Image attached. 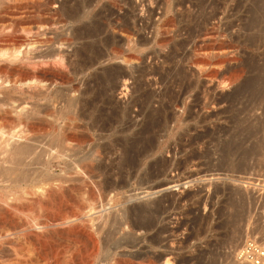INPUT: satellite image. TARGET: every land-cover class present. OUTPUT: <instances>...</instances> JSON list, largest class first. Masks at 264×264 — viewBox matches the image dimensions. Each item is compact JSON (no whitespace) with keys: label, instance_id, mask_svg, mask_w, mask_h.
<instances>
[{"label":"rangeland","instance_id":"1","mask_svg":"<svg viewBox=\"0 0 264 264\" xmlns=\"http://www.w3.org/2000/svg\"><path fill=\"white\" fill-rule=\"evenodd\" d=\"M2 1H4L5 4ZM50 1L51 2H49V0H0V49L8 47L7 42L2 36L5 33L25 37L26 44L22 45V49L27 46V49L46 52L50 48L52 49L55 47L57 43L60 44L64 54L69 56L71 61H73V63L71 62V64L67 65L68 67H64V65L61 64L62 68L66 70V75L64 77L60 76L52 69L45 68L46 66L43 64L40 66L35 63L34 66L33 63H29L30 65H28V67L30 66L40 74L49 78L52 77L53 80H56L53 93L57 92V90H59V92H66L71 86V88H76L77 92L75 91V95L79 92H83L82 96L84 98H89L93 95L92 93H97L96 95L99 96L95 100L97 106L111 100L114 102L115 99L119 102H127L128 96L130 95L129 93L132 91L131 89L142 82L145 90L147 89L157 94L167 88L177 90L182 86V82H184H181V75L178 73L181 71L179 69H182L187 74L190 81L193 82L191 83L192 85L190 84L193 88L189 86L191 96L186 97L187 100L185 99L187 102L189 101L188 103L191 105L194 104L196 100L197 106L192 110L193 118H187L188 115L184 112L185 114H181L183 116V123L176 125L177 122L170 120L168 123L166 122L167 124H161L157 127L159 132L156 138L157 141L159 140L158 142L161 141V149L156 150L154 156L152 155V157L146 159L143 166L140 168L141 170H139L140 173L135 174H139V177L136 178L137 176L135 177L134 175L132 179L128 181V186L123 190L125 192H123V195H133L130 203H141V201L145 202L159 198L163 201L164 207H166L164 210H166V212L164 211L161 213L162 215H160L161 224L163 223L165 227L167 226L166 232H171L169 234L170 238H166L167 240L164 241V244L167 246L169 244V249H172L169 255L164 252L165 254L163 256L166 255L165 258L167 256H169V258L173 255L175 256L170 259V261L174 259L170 264H245L242 263L240 259L235 258V253L238 251L237 249L241 247L245 241L253 240L264 247V148H262V150L261 148L254 149L258 141L264 137V129H262V135L261 132H256L253 128L258 125L257 119L263 118L264 106L263 103H259L260 101L257 100V102L251 99L249 92L251 89H249V87L241 85L245 78H250L258 73L256 72L258 70H260V72L262 69L264 70V24H262L264 20L255 27H249L246 23L249 19L248 16H250L248 9L252 6L254 0H166V3L164 0H161V3L159 0H127L128 3L125 5L121 2L119 8L111 5L109 7V2L107 0H99V2L97 0H92L91 2L90 0V6H86V9L82 8L83 13H80L79 11L81 10H79L77 12V15H79L75 17L76 19L72 18L66 20L63 19L65 16L63 10L70 8L73 3L69 1L67 3L68 5H66L62 2L63 0ZM6 4L9 5L7 7L8 9H3ZM122 6L125 7L122 8ZM127 6L131 12L133 11L132 14L135 16L133 18V23L137 33L135 34L137 38L133 36L132 39H135L128 43L124 38V34L112 31L110 27L107 26L108 20L112 18L111 16L120 14ZM166 7L169 8L166 9ZM148 9L152 10L149 11ZM203 14H206V16L211 15L207 25L208 27H213L207 30L203 38L201 37L202 39H197L194 43L190 40L184 43L185 45H180L181 41L187 37L186 34H188L189 31L187 29L193 28L192 30H194V32L198 30L195 23L200 20ZM92 20H94V22H98L99 20L98 24L101 26V29L94 35H85L77 39L74 38L69 43H65L64 40L62 41L61 37H63L62 35L64 34L67 36L71 33L70 36L74 35L76 37L75 34L85 30V24L87 28H93V24H97ZM79 27L80 29H78ZM110 32L115 36L112 42L106 41L104 37ZM47 38L49 40H47ZM192 38L193 37L190 39ZM64 43L66 45H64ZM107 44H109V46ZM112 44L118 45L122 50H130V52L134 54V60L132 59L130 61L128 67L126 64H123L120 59L105 60V56L110 52V46ZM169 51H174V54ZM89 57L94 60L91 62ZM0 67L5 70V72L14 75L13 78H17V76L20 77L24 72V68L14 67V64L5 62L3 57L0 58ZM257 67L262 69H258ZM114 69L117 71L127 69V75L118 76L114 81H111L109 80L110 78H108V72ZM128 69L131 71L129 72ZM235 69L241 71V76H239L237 80L228 83L225 79H227L229 76L228 74ZM131 73L133 76L129 75ZM135 80L137 81L136 83H134ZM138 80H140V82ZM222 84L223 86H221ZM9 85V83H4L6 88L3 87L0 89V127L2 126V130L9 129L10 125H12L11 128L16 130V127L19 129V127H22L21 125L24 124L17 122L12 114L4 113V110L8 109L11 105H16L20 102L25 104H41L44 100L47 101V98H38L34 96V93H32L30 89H26L25 85L10 87ZM123 86H126L125 90ZM241 87L243 89H241ZM121 91L126 94L123 95ZM80 96L81 95H79V97ZM105 96H107V98ZM99 98H101L103 102ZM203 104L204 108L201 107ZM137 111V106H131L128 114L129 117L131 115L130 119L133 117L132 120L138 122L139 118L135 115ZM204 116L208 118H206L205 122L201 121ZM5 123H7V125ZM35 123L34 126L37 125L35 126V131H33L34 134H31V137H33L35 141V150L37 149L38 152H40L41 149L43 152L40 153L41 157L44 156L42 160L45 161L49 158L50 171L59 174V172H62V165L59 164L60 159L54 157L56 148H49L48 144L50 145L52 139L55 140V138L60 136L59 134L61 132L58 129L60 124H48L44 121H37V123ZM16 124L18 126H15ZM252 129L256 132V135H250ZM130 131L133 132L134 130L129 128L125 132L132 133ZM115 132L117 131L114 130L110 136L117 137L120 135H118L119 132L114 135ZM198 133H203L202 137L197 139L196 143L190 146L187 139ZM49 134L51 135L49 136ZM204 134L207 136H204ZM259 136L262 137L260 138ZM237 141L239 142L237 143ZM178 143L184 145L180 146ZM226 143L231 146L232 150L234 149V153L231 151V153L227 152L226 154V152L222 151ZM37 146L40 149L37 148ZM42 146H44V148ZM251 146L253 148H251ZM45 147L48 149H45ZM42 148L47 150V152ZM246 148H248V150ZM48 150L54 153L51 154ZM44 153L45 155H42ZM117 153L119 152L117 151L113 154L114 158V155ZM113 157L111 156V158ZM54 158L56 160H54ZM156 159H159L158 161L160 162L162 160L161 163L166 165L163 166L162 164L163 168H161V163L159 162L160 164L158 163L159 165H157ZM107 161H103L105 165L109 164ZM113 161H116V159ZM116 164L117 163L114 162L112 165L116 166ZM152 170H154L153 172L155 174L149 172ZM156 174H158V176ZM141 179L145 182L143 183ZM80 184L77 181H72L66 188L64 186L62 195L54 200L48 199L49 201H47L48 203H46L47 205L44 207H36L31 204V199L34 197L33 193H31V187L23 184L25 187L23 185L21 188L17 187L20 191L15 188V193L20 195L15 194L16 196L14 195L13 201L11 200L14 206H17L11 209L10 213L12 214L9 213V215L4 211L5 207L4 209L2 207L4 205L0 204L1 216L6 215L0 217V226H3L6 230L8 229L10 234L13 233L11 235L13 237H11L8 231L6 232V230H3V227L0 228V230L2 229L0 232L1 234L9 235L8 237L0 238V264H11L12 262L13 264L26 263L27 257L31 255L32 252L26 242L30 237V233L25 229L27 225L24 227L23 225L36 222L37 218H44L49 222L60 210L63 211L69 207L76 208L78 204L84 203V199L87 201L85 189ZM159 185H161V188ZM149 187H153V189ZM150 189H152V191H160L148 193V195L147 192L151 191ZM106 201L107 200L103 201V203L106 204H104L105 209L111 208L114 203L115 207L113 206V209H116V206L119 205L116 210L112 209V211L117 212L121 207L120 201H112V204H109V202L106 203ZM116 202L118 203L117 205ZM5 212L6 214H3ZM12 215L14 217H12ZM30 219L32 221H30ZM22 231H24L23 234H20ZM166 232L162 234V237L164 235V238L169 237L166 236L168 235ZM14 235H17V239ZM2 239H4V241H2L4 243L1 242ZM14 239L19 240L16 243ZM61 239L62 237L47 238L45 245H35L41 252H46L47 258L49 257L50 260H48V262H51L50 264H66L69 260L72 262V260L74 261L76 259L75 256H77L78 252L67 246L68 241L66 239ZM49 240L52 241L50 244L47 242ZM7 242L10 243L8 244ZM38 246L41 247L38 248ZM64 249L69 251H65ZM66 252H70L69 255L71 259L65 258L67 257ZM163 258L164 257H162V259ZM62 259H65L66 262L64 261L62 263ZM162 259L161 261L164 260ZM15 260L18 261L16 262ZM98 263H100V261H98ZM72 264L76 263L73 262Z\"/></svg>","mask_w":264,"mask_h":264},{"label":"bare ground","instance_id":"2","mask_svg":"<svg viewBox=\"0 0 264 264\" xmlns=\"http://www.w3.org/2000/svg\"><path fill=\"white\" fill-rule=\"evenodd\" d=\"M69 1L72 2L73 4H72V6L70 4L71 7L68 6L70 8L65 7L66 9L63 10V12H65V16L63 19H65V20L66 19H72V18L76 19L75 17H78L79 14L77 15V12L79 10H81V11H79L80 13H83L82 8L86 9L85 8L86 6H88V5L90 6V4H89L90 0H63L62 2L65 3L66 5H68L67 3ZM97 1L99 2V0H97ZM107 1L109 2V7L111 5L113 7H118V8L120 7L121 2L124 3L125 5L128 3L127 0H107ZM159 1L161 3V0H159ZM2 2L5 4L4 1H2ZM49 2H51V1L49 0ZM91 2H92V0H91ZM95 2H93V3H95ZM164 2L166 3V0H164ZM3 3H2V6H3ZM162 4H164V3H162ZM66 5H64V6H66ZM8 6L9 5L6 4V6H4L3 9L7 8ZM0 7H1V5H0ZM123 7H125V6H122V8ZM122 8H120V9H122ZM168 8L169 7H166V9H168ZM150 10H152V9H150ZM118 11H119V9H118ZM248 11L250 12V16H248L249 19L246 22L247 26L249 25V27H253V26L255 27V26H258L259 24H261V22L264 20V0H254V2L252 3V6L248 9ZM132 12L130 11V9L127 6L126 8H124L122 10V12L120 14H118V15L116 14V15L111 16L112 18L109 19L107 22L108 23L107 26H109L112 31H117L119 33L124 34V36H125L124 38L127 41V43L134 40L135 38L132 39V37L133 36L135 37L136 36L135 34H137L136 29L134 27V23H133V18L135 16L132 14ZM87 14H88V12H87ZM79 17H83V16H79ZM92 18H93V16H92ZM210 18H211V15L210 16H206V14L201 15L200 20L197 23H195V26H196V28H198V30L195 29L196 31L194 32V30H192L193 28L190 29L188 27L189 29H187V30H189V31H188V34H186L187 37L184 36L185 39H183V41H181L180 45H182V44H184L190 40H191V42L194 43L197 39H200L201 37L203 38V35L206 34L207 30H210V28L213 27V26L208 27V25H207L208 20ZM89 19H90V17H89ZM77 21H78V19H77ZM92 21L94 22V20H92ZM103 21H105V20H103ZM98 22H99V20H98ZM98 22L97 21L94 22L97 25L93 24V26H94L93 28H87V26L85 24V27H86V28H84L85 30L75 34L76 37L74 35L70 36L71 33L68 34L67 36H65V34L62 35L63 36V37H61L62 41L64 40L65 43H69L74 38L77 39V38H81L85 35H94L97 31H99L101 29L100 28L101 26H100V24H98ZM192 23H194V22H192ZM89 24H91V23H89ZM262 24H264V22ZM74 29H76V28H74ZM78 29H80V27ZM2 36H3L4 40L7 42L8 47L5 49H0V58L3 57L5 62L14 64V67L24 68V72L20 77L17 76V78H13L14 75H12L9 72H5V70H3L0 67V89L5 87L4 83H9L10 84L9 87L10 86H17V85H25V88L30 89L31 92L34 93V96H36L38 98H41V97L47 98V101L44 100L45 102L43 101L42 102L43 104L39 103L40 105L38 103L37 104H28V103L25 104V103L20 102V103H17L16 105L13 104L10 107H8V109L4 110V113L10 114V115L12 114L17 122H19L20 124H23V123L24 124L21 125L22 127H19V129H18V127H16L17 128L16 130L11 128L12 125H10V128L7 130L6 129L2 130V128H1L2 126L0 127V155H1V157H0V204L4 205V206H2L3 209L5 207L4 211H6L9 214L11 209H13V207H15L14 204L11 202V200L13 201V198L16 195H20V194H16L15 193L16 191L14 189L17 187L21 188L23 184L31 187V189H32L31 193H33V195H34V197H32V199H31V204L35 205L36 207L37 206H39V207L43 206L44 207L45 205H47L46 203H48L47 202V201H49L48 199L54 200V199L59 198L62 195V191H63L64 186L66 188V186L69 185L72 181H74V182L77 181V182H79V184L81 183L80 185H82V187H84L85 193L87 194L86 195L87 201H86V199H84L86 202L84 201V203L78 204L76 206V208L69 207V208H66L64 210L62 209L63 211L60 210V212L56 216H54L53 219L50 218L51 221H49V222H47L44 218H39V219L37 218L36 222H30L27 224H25V222H24L25 225H23V227L27 225L25 229L30 233V235H29L30 237L26 240V242L29 245V249L32 252V254L27 257L28 258L27 262L24 260L26 262L24 264H48V263L50 264L51 262H48L49 257L47 258L46 252L45 253L41 252L39 249H37L35 247V245L38 244V245L43 246V245H45L47 238L50 239V238H55V237H57V238L62 237V239L64 238V240L66 239L68 241V245L67 244L66 245L68 247H70L72 250H76L78 252L77 256H75L76 261L72 260V262H71L69 260V262L71 264L73 262H75L76 264H170V262H172L174 260L173 259L172 261H170V259L174 255L171 258H169V256H167L165 258L166 255L163 256L165 253L166 254L168 253L167 255H169L172 252L171 251L172 249L171 250L169 249V247H170L169 244H168L169 247L166 244H164V241L167 240L166 238H168V239L170 238L169 234L171 232H166L167 226L165 227V224L164 225H163V223L161 224L160 215H162L161 213H163L164 211L166 212V210H164V209H166V207H164L163 201L160 200V198H159L156 200H150V201H145V202L141 201V203H139V202L138 203H135V202L130 203L133 195L128 194V195L124 196L123 194L125 192L123 190L128 186V181L130 179H132V177L135 174L140 173L139 170H141L140 168H141V166H143L146 159L148 157H152V155L154 156V154H156V150L161 149L160 148V142L161 141L158 142L159 140L157 141V138H156V136L159 132L157 130V127H159L161 124H165L166 122L168 123V121H170V120H173V122L174 121L177 122L176 125L183 123V120H182L183 116L181 114H183L184 112L187 113V115H188L187 118H191V117L193 118L192 110L195 106H197L196 100H195V103L192 105L190 103H188L189 101L188 102L186 101L187 100L186 97L191 96V92H189L190 91L189 88L192 87V86H190V84L193 82L190 81L189 77L187 76V74L182 69H179V70H181L180 72H178L179 75H181V82L182 81H184V82H182L183 83L182 86L177 90H173V89L171 90V89L167 88L166 90L157 94L155 92L148 91L147 89L145 90L143 85H142L143 82L141 81L142 83H139L140 80H138L139 84L137 83L138 85H135L136 87L134 86L133 89H131L132 91L129 93L130 95L128 94L129 98L127 99V102L126 101L125 102L124 101L119 102V101H116V99H115L114 102H112V100H111V101L104 102L103 103L104 105L100 104L97 106L95 103L96 98L99 97L98 95H96L97 93L96 94L92 93L93 95L90 96L89 98H86V97L84 98L82 96L83 92L82 93L79 92L77 95H75L76 88H74V87L71 88L72 86L69 87L66 92H61V91L59 92V90H57V92L53 93V91L55 90V88L53 89V87L55 86L56 80H53L52 77L49 78V77H46L45 75L40 74L37 70L31 68L30 66L29 67L31 69L28 67V65H30L29 63H33L34 66H35V63L39 64L40 66H41V64H43L46 66V67L44 66L45 68L52 69L55 72H57L60 76L64 77L66 75V70L62 68L61 64H63L64 67H66L67 65L71 64V62L73 63V61H71L69 56L64 54L60 44L57 43L55 47H53L52 49L50 48L51 50L49 49L50 51L49 50L46 52L41 51V50L40 51H36V50L34 51V49H27L26 48L27 46L22 49V45L26 44L25 43L26 38L23 36H14L12 34H6V33ZM104 37H105L106 41L108 40V42L109 41L112 42V40H114V38H115V36L112 35L111 32ZM191 37H193V38L190 39ZM48 38H50V37H48ZM48 38H47V40H49ZM136 38H137V36H136ZM44 40H46V39H44ZM2 42H3V40H2ZM65 43H64V45H66ZM107 45L109 46V44H107ZM62 46H63V43H62ZM173 47H174V45H173ZM138 49H140V48H138ZM169 52L174 54L173 53L174 51H169ZM109 53H108V55L105 56V60L120 59L121 62L123 64H126L127 67L130 64V61L134 58V54H132V52H130V50H122L116 44H112L110 46V52ZM89 58L88 59L91 60V62H92V60H94L91 57H89ZM122 68H124V67H122ZM116 69H114L111 72H108L109 74L107 73L109 76L108 78H110L109 80L114 81L118 76L120 77L121 75L122 76L127 75V69L126 70L123 69V70H119V71H117ZM258 69H262V68H258ZM130 71L131 70H129V72ZM256 72H258V73H256V74L253 73L254 75L251 76L250 78H248V77H247L248 79L245 78L246 80L244 79L243 80L244 83L242 81L243 84L241 83V85L244 87H249V89H251V91L248 90L250 92L251 99H253V101H257V100L260 101L259 103H263V106H264V70L262 69L261 72H260V70H258ZM142 74H145V73H142ZM240 74H241V71L239 69H235V70L231 71L230 74H228L229 76L225 80H227L228 83L233 82V81L237 80L239 78V76H241ZM129 75H132V73ZM136 82L137 81L135 80L134 83H136ZM223 84L221 86H223ZM19 87H21V86H19ZM125 87H124V90L126 89ZM241 89H243V88L241 87ZM98 93H100V92H98ZM121 93H122V91H121ZM122 94L125 95L126 93L124 94V92H123ZM79 95H81V96L79 97ZM110 95H112V94H110ZM105 97L107 98V96H105ZM195 98H196V96H195ZM99 99H101V98H99ZM110 99H112V98H110ZM101 101H102V99H101ZM191 102H192V99H191ZM131 106H137V108H138L137 114H135L139 118L138 122L136 120L135 121L132 120L133 117H132V119H130L131 115L129 117L128 113H129V109ZM201 107L204 108V104ZM7 114H5V115H7ZM206 116H204V118L201 119V121L205 122V120L207 118ZM187 120H189V119H187ZM250 120H251V118H250ZM257 120H258L257 121L258 125L253 127V128L256 132L262 133V129H264V116L262 119H257ZM37 121H41V122L44 121L48 124H55V125H58V123L60 124V126L58 128L61 132L59 134L60 136H58V138H55V140L52 139L51 140L52 142L50 143V145L48 144L49 148H52V147L56 148V154H54V157L59 158L60 159L59 164L62 165V172L61 173L59 172V174H55V173L50 171V169H49L50 161L48 160L49 158L46 159L45 161L42 160V157H44V156L41 157L40 153L42 151L38 146H37V148L40 149V152H38L37 149H36L37 151L35 150L36 145H34L35 141H34V138L31 137V134H34L33 131H35V128H36L35 126L37 125L36 124ZM244 122H245V120H244ZM34 123L36 124L35 126H34ZM5 124L7 125V123H5ZM1 125H3V124H1ZM15 126H18V125L16 124ZM4 127H6V126H4ZM56 127H58V126H56ZM129 128L133 129L134 131L133 132L130 131L132 133L125 132ZM46 129H47V127H46ZM53 129H55V128H53ZM249 129H250V127H249ZM114 130L119 132L118 135L119 134L120 135L117 137H113V136L111 137L110 135ZM254 130L252 129L251 134L250 133L249 134L250 135L255 134L256 132H254ZM39 132H40V130H39ZM117 132H115L114 135L117 134ZM261 133H260V135H261ZM202 134L198 133V134H195V135L189 137V139H187L188 144L191 146V144L196 143V140L201 138ZM205 134H207V133H205ZM205 134H204V136H207ZM50 135L51 134H49V136ZM262 135H263V133H262ZM259 137L261 138L262 136H259ZM263 138L264 137H262L261 140L258 141V143L255 145L254 149L261 148V150H262V148H264V139ZM239 141H237V143ZM182 143H178V145L183 146L184 144H182ZM185 143H186V141H185ZM42 147L44 148V146H42ZM46 147H47V145H46ZM46 147H45V149H48ZM189 148H188V150H189ZM238 148H239V146H238ZM251 148H253V147L251 146ZM185 149H186V147H185ZM191 149L193 150L192 147H191ZM191 149H190V151H191ZM222 149H223L222 151L226 152V154H227V152L231 153V151H232V153H234V149L232 150L231 146H229L228 143H226V146ZM246 149L248 150V148H246ZM244 150H243V153H244ZM44 151L47 152V150H44ZM48 151H50V153H51V150H48ZM117 151L119 153H117L118 155L115 154L114 155L115 158H114L113 154ZM251 151H252V149H251ZM236 152H238V151H236ZM52 153H54V152L52 151ZM42 155H45V153ZM50 156H53V155H50ZM111 156L113 158H111ZM189 157H190V155H189ZM55 158H54V160H56ZM109 158H110V161H109ZM104 159H106V160H104ZM115 159H116V161H113ZM51 160H52V158H51ZM158 160L156 159L157 165H159L162 162V160H161V162ZM163 160H165V159H163ZM52 161H51V163H52ZM103 161H105V162L107 161V163H109V164L105 165V162H103ZM111 162L117 163L116 166L112 165L113 163H111ZM180 163H179V165H180ZM162 164L163 163H161V165H160L161 168H163ZM164 165H166V164H163V166ZM149 168H151V167H149ZM160 169H159V171H160ZM153 171L154 170L149 171V172L154 173ZM156 175L158 176V174H156ZM149 176H150V174H149ZM135 177L138 178L139 174L135 175ZM141 180H143V179H141ZM144 182L145 181L143 180V183ZM160 186L161 185H159V187ZM71 187H72V185H71ZM149 188L153 189V187H149ZM22 189H24V188H22ZM28 189H27V192H28ZM152 189H150L151 191L147 192V194L157 191V190L152 191ZM18 190L20 191V189H18ZM159 191H157V192H159ZM19 193H21V192H19ZM24 193H26V192H24ZM134 196H136V195H134ZM144 198H145V196H144ZM114 199L117 200V202L120 201L119 202L121 204L120 209H118L117 212L112 211L115 203L112 205L111 208L105 209L104 208L105 203H103V201L107 200L106 203L109 202V204H112L111 202ZM117 202H116V205L118 204ZM14 203H15V201H14ZM56 203H58V202H56ZM109 206H111V205H109ZM117 206H116V209H117ZM43 207H42V209H43ZM47 208H46V210H47ZM3 209H1V210H3ZM39 211H41V210H39ZM6 212L3 214H6ZM168 213H170V212H168ZM10 214H12V213H10ZM9 215H8V217H9ZM3 216H6V215H3ZM3 216H1V214H0V217H3ZM12 217H14V216L12 215ZM43 217H44V215H43ZM5 218H7V217H5ZM5 218H2V219H5ZM5 220H7V219H5ZM30 221H32V220L30 219ZM1 227H3V226H0V228ZM1 230H0V232H1ZM3 230H6V229L4 228ZM7 231H8V229L6 230V232ZM23 232L24 231H22V233H20V232L19 233L23 234ZM165 232H166V234L168 233V235H166V236H169V237L164 238L165 235L162 237V234H164ZM8 233L10 236L13 234L12 231H11L12 234H10L9 231H8ZM9 235L0 233V238L8 237ZM27 236H26V238H27ZM11 237H13V236H11ZM14 237H16V239H17V235H14ZM16 239H14V240L17 243V241L20 238L18 240H16ZM23 239H25V238H23ZM7 240H8V238H7ZM2 241H4V239H2L1 242ZM5 241H6V238H5ZM47 242H49V244H50L52 241L49 240ZM2 243H4V242H2ZM7 243L9 244L10 242H7ZM13 243H15V242H13ZM5 244H6V242H5ZM11 244H12V242H11ZM170 245H171V242H170ZM40 247L41 246H38V248H40ZM168 249H169V251H168ZM52 250H53V248H52ZM27 251H29V250H27ZM65 251H69V250L66 249ZM53 253H54V251H53ZM69 253L66 252L67 257H65V258L71 259ZM74 254H76V253H74ZM235 256H236L235 258L239 259L237 251L235 253ZM52 257H53V254H52ZM162 257H164L163 258L164 260L162 259ZM185 258H183V259H185ZM68 259H66V260H68ZM161 259L163 261H161ZM21 260H23V259H21ZM61 261L63 263L65 261V259L64 260L62 259ZM98 261H100V263H98ZM187 261H185V262H187ZM69 262L68 263L66 262V264H70ZM19 263H21V262H19ZM242 263L252 264V263H247L245 261H242ZM11 264H13V262Z\"/></svg>","mask_w":264,"mask_h":264},{"label":"built area","instance_id":"3","mask_svg":"<svg viewBox=\"0 0 264 264\" xmlns=\"http://www.w3.org/2000/svg\"><path fill=\"white\" fill-rule=\"evenodd\" d=\"M241 261L264 264V247L253 240L245 241L237 251Z\"/></svg>","mask_w":264,"mask_h":264}]
</instances>
